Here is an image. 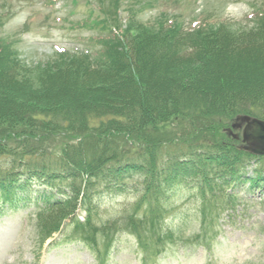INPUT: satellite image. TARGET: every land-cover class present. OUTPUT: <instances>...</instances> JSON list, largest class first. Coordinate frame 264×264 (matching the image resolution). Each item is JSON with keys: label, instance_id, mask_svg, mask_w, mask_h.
I'll use <instances>...</instances> for the list:
<instances>
[{"label": "trees", "instance_id": "1", "mask_svg": "<svg viewBox=\"0 0 264 264\" xmlns=\"http://www.w3.org/2000/svg\"><path fill=\"white\" fill-rule=\"evenodd\" d=\"M116 1L118 19L99 31L96 52L29 65L13 43L0 49V216L34 202L42 244L68 220L86 244L90 228L105 232L96 222L116 230L123 219L136 233L156 227L158 241L180 239L179 226L166 223L172 197L193 194L228 214L242 199L231 189L252 160L228 129L242 115L264 121V13L252 26L204 22L188 31L150 27L134 13L124 22ZM61 134L70 141L51 158L44 143ZM259 167L252 186L264 183ZM98 190L123 198L116 219L97 220ZM79 207L84 224L74 219Z\"/></svg>", "mask_w": 264, "mask_h": 264}, {"label": "rangeland", "instance_id": "2", "mask_svg": "<svg viewBox=\"0 0 264 264\" xmlns=\"http://www.w3.org/2000/svg\"><path fill=\"white\" fill-rule=\"evenodd\" d=\"M118 1L121 18L134 13L150 27L168 25L188 31L200 29L204 22L211 26L222 22L234 27L252 26L257 14L264 13V0ZM94 4L101 5L104 12ZM116 4V0H66L56 5L50 0H0V49L13 43L29 65L58 57L56 49L68 50L73 55V50L82 49L85 43L96 52L101 49L99 31L109 20L118 19ZM11 38L13 42L8 41ZM175 132L181 135V131ZM234 133L240 137L238 146L244 145L243 129ZM228 135L232 138L229 129ZM69 141L61 134L44 144L52 158L63 155ZM248 154L252 160L250 171L231 189L232 193L242 195L236 213H225L217 202L200 203L193 194L178 202L176 196L170 199L166 223L173 231H178L175 227L179 226L180 239L179 233L173 232L172 237L158 241L156 227L136 233L123 219V226L118 225L116 230L113 223L96 222V228L104 227L105 232L90 228L89 244L81 242L84 236L80 229H67L68 226L61 235L42 244L37 206L27 201L21 203L19 210L0 216V264H264V183L252 186V170L259 167L260 157ZM261 159L264 164V158ZM261 178L264 180V173ZM36 190L33 197L42 204L39 196L44 188ZM97 193L105 196L97 220L108 221L110 214L116 219L122 213L123 198H110L112 194L105 190ZM74 219L84 224L87 215L79 207Z\"/></svg>", "mask_w": 264, "mask_h": 264}, {"label": "water", "instance_id": "3", "mask_svg": "<svg viewBox=\"0 0 264 264\" xmlns=\"http://www.w3.org/2000/svg\"><path fill=\"white\" fill-rule=\"evenodd\" d=\"M243 129L244 145L239 149L250 152L256 156H264V121L248 115L239 116L230 129V135L239 140V136L233 130Z\"/></svg>", "mask_w": 264, "mask_h": 264}]
</instances>
